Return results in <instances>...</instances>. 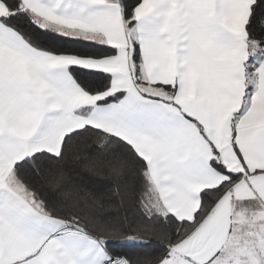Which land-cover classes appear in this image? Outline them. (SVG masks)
<instances>
[{
	"label": "snow or ice",
	"instance_id": "snow-or-ice-1",
	"mask_svg": "<svg viewBox=\"0 0 264 264\" xmlns=\"http://www.w3.org/2000/svg\"><path fill=\"white\" fill-rule=\"evenodd\" d=\"M0 264H264V0H0Z\"/></svg>",
	"mask_w": 264,
	"mask_h": 264
}]
</instances>
